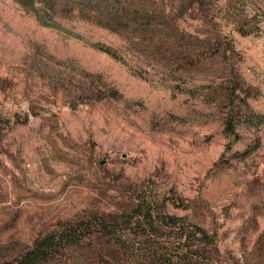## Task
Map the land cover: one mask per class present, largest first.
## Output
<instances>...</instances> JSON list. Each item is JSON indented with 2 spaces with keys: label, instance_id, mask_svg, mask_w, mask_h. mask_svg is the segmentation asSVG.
I'll return each instance as SVG.
<instances>
[{
  "label": "rangeland",
  "instance_id": "obj_1",
  "mask_svg": "<svg viewBox=\"0 0 264 264\" xmlns=\"http://www.w3.org/2000/svg\"><path fill=\"white\" fill-rule=\"evenodd\" d=\"M144 197L264 264V0H0V262Z\"/></svg>",
  "mask_w": 264,
  "mask_h": 264
},
{
  "label": "trees",
  "instance_id": "obj_2",
  "mask_svg": "<svg viewBox=\"0 0 264 264\" xmlns=\"http://www.w3.org/2000/svg\"><path fill=\"white\" fill-rule=\"evenodd\" d=\"M145 14L147 18L152 17L150 13ZM133 26L137 29V25ZM149 28L152 33H144L145 46L138 43L139 40L135 43L146 50L153 36H169L160 33L163 31L179 40L175 25L167 28L150 22ZM112 29L119 30L116 25ZM165 49L170 51L169 47ZM133 209V214L89 215L64 222L56 231L37 239L16 259L0 264H49L51 260L58 264H70L73 260L76 264H212L207 254L212 238L203 229L188 227L179 217L155 210L154 203L145 197ZM159 235L173 237L176 245L170 244V247L167 242L160 243Z\"/></svg>",
  "mask_w": 264,
  "mask_h": 264
}]
</instances>
